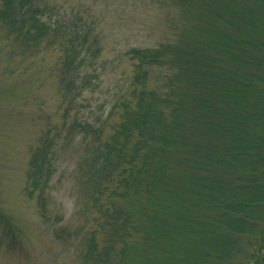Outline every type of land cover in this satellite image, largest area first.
Masks as SVG:
<instances>
[{
    "label": "trees",
    "instance_id": "obj_1",
    "mask_svg": "<svg viewBox=\"0 0 264 264\" xmlns=\"http://www.w3.org/2000/svg\"><path fill=\"white\" fill-rule=\"evenodd\" d=\"M213 2L174 0L199 14L193 46L126 51L130 96L116 98L108 116L120 107L121 117L107 124L83 114L99 78L87 68L100 50L94 27L77 13L52 19L36 0H0L14 53L57 43L63 54V121L42 130L26 190L48 216L60 151L82 150L88 196L105 217L86 239L97 264H241V240L252 243L247 264H264V0ZM157 67L165 71L152 85Z\"/></svg>",
    "mask_w": 264,
    "mask_h": 264
},
{
    "label": "rangeland",
    "instance_id": "obj_2",
    "mask_svg": "<svg viewBox=\"0 0 264 264\" xmlns=\"http://www.w3.org/2000/svg\"><path fill=\"white\" fill-rule=\"evenodd\" d=\"M36 1L49 5L52 19L77 13L94 27L100 50L87 68L99 73V78L86 88L89 104L83 114L92 121L102 115L107 124L121 117L120 107L108 116L116 98L130 96L134 65L127 50L161 44L189 47L203 34L197 10L181 7L174 0ZM13 49L0 28V264H97L86 253V239L93 227L99 229L94 217L102 221L105 217L88 196L84 170L78 165L82 150L66 146L60 151L49 189L48 216L42 213L36 194L26 190L30 154L42 130L63 121L62 51L57 43L26 57ZM160 71L165 68L152 69V85L161 82ZM110 228L106 226L103 236L97 233L100 243ZM251 245L245 240L239 243L244 252H239L241 264H247Z\"/></svg>",
    "mask_w": 264,
    "mask_h": 264
}]
</instances>
